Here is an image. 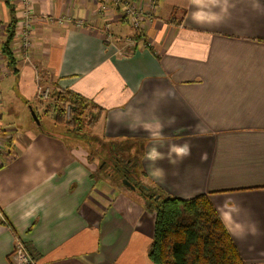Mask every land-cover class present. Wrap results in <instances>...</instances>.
Masks as SVG:
<instances>
[{"label":"crops","instance_id":"obj_1","mask_svg":"<svg viewBox=\"0 0 264 264\" xmlns=\"http://www.w3.org/2000/svg\"><path fill=\"white\" fill-rule=\"evenodd\" d=\"M31 8L32 46L13 40L0 79V264H15L19 240L35 264H153L156 215L136 187L97 171L87 143L34 120L31 106L51 115L47 85L93 100L94 134L141 151L148 185L208 194L246 262L264 264V0H158L138 43L115 6ZM21 11L0 0L1 47Z\"/></svg>","mask_w":264,"mask_h":264},{"label":"trees","instance_id":"obj_2","mask_svg":"<svg viewBox=\"0 0 264 264\" xmlns=\"http://www.w3.org/2000/svg\"><path fill=\"white\" fill-rule=\"evenodd\" d=\"M122 20L129 24L127 18L123 17ZM130 27L135 30L133 37L138 43L142 35L131 25ZM5 34L3 54L10 65H15L11 43L17 34L16 21L7 24ZM53 89L51 97L56 98L58 104L54 106L53 126L56 128L52 129L62 132L64 137L73 142L87 143L91 161L95 160L97 151L91 148L89 141L91 138L98 140L108 150L110 161L103 160L97 171H102L115 183L125 185L124 180L131 182L144 199L146 207L155 213V234L149 252L153 264H248L208 194L184 199L168 195L157 186L142 183L141 177L146 173L141 151L133 152L132 146H127L128 141L108 142L95 136L89 138L90 135L84 133L86 126L94 128L99 117L98 112H95L97 115L88 120V113L91 110L99 111L100 107L93 100L73 91L61 90L57 86ZM33 109L41 119L36 109ZM126 152L128 156L125 158L123 154ZM27 249L35 259L32 249Z\"/></svg>","mask_w":264,"mask_h":264},{"label":"built area","instance_id":"obj_3","mask_svg":"<svg viewBox=\"0 0 264 264\" xmlns=\"http://www.w3.org/2000/svg\"><path fill=\"white\" fill-rule=\"evenodd\" d=\"M22 5V19L17 24V34L16 41L20 43L21 49H28L32 46V8H31V0H19ZM97 4L100 6V11L106 13L109 10V7L115 6L118 10H120V16L123 18H127L129 24L134 27L136 30H142L144 25L148 22H152L156 16L157 4L158 0H95ZM73 20L72 17L67 16L60 19V22L63 23L65 21ZM78 26L82 25V21L77 23ZM4 31V27L0 23V43H1V35ZM109 32V28L107 30ZM112 33H109L106 38L111 39ZM128 43H132L133 39L128 38ZM129 46V44H128ZM4 64V54L2 47L0 46V79L4 74L3 70ZM39 95L42 99H46L48 97L49 90H44V87L39 88ZM3 150V146L0 142V153ZM13 260L15 264H35L32 256L30 255L27 247L24 245L22 240H19L12 252Z\"/></svg>","mask_w":264,"mask_h":264},{"label":"rangeland","instance_id":"obj_4","mask_svg":"<svg viewBox=\"0 0 264 264\" xmlns=\"http://www.w3.org/2000/svg\"><path fill=\"white\" fill-rule=\"evenodd\" d=\"M133 30V29H132ZM132 30H131V33H132ZM135 33V32H134ZM121 40H122V38H121ZM45 90H49V93H48V97L46 98V99H44V101H42V104H44V107H47L48 108V110L50 111V113H51V115H50V117L49 118H46V117H44L45 115L44 114H42V115H40V122H41V124H40V126L42 127V129H44V128H48V127H50L49 125H50V123H52V122H54V113H55V108H54V106L56 105V104H58V101H57V99L56 98H54V97H51L52 96V93L54 92V89L53 88H51L50 86H44V90L43 91H45ZM63 103V102H62ZM60 106H61V103H60ZM69 107V106H68ZM69 109V108H68ZM41 112V111H40ZM95 112H97V110H95V111H93V110H91L90 111V113H88V115H87V119L89 120L91 117H95L96 116V113ZM68 116V115H67ZM50 122V123H49ZM86 132V133H85ZM84 133L86 134V135H90L89 136V138L90 137H97V138H99L96 134H94V132H93V128H91V127H89V126H86L85 127V131H84ZM88 141H89V139H88ZM90 142V144H91V148H94V149H96V153H98V152H100V150L101 149H103V154L101 153V155H99V157H97V158H95V162L97 163V165H99L103 160H105V159H108L109 161H110V159L108 158V156H107V152H108V150L107 149H105V147L102 145V144H100V142L98 141V140H95V138L93 139V138H91V140L89 141ZM103 155V157H101ZM123 156L126 158L127 156H128V152H126V154L124 153L123 154ZM143 163V162H142ZM142 183H144V184H147L146 182H145V178H144V176H142L141 177V180H140ZM148 185V184H147ZM28 250V249H27ZM30 253V252H29Z\"/></svg>","mask_w":264,"mask_h":264},{"label":"water","instance_id":"obj_5","mask_svg":"<svg viewBox=\"0 0 264 264\" xmlns=\"http://www.w3.org/2000/svg\"><path fill=\"white\" fill-rule=\"evenodd\" d=\"M30 110H31V113H32L34 120L36 121L37 124L40 125L41 124L40 119H39L37 113L35 112V110L32 108V106L30 107ZM123 183L132 189L135 188L134 185L131 182H129L128 180H124Z\"/></svg>","mask_w":264,"mask_h":264}]
</instances>
